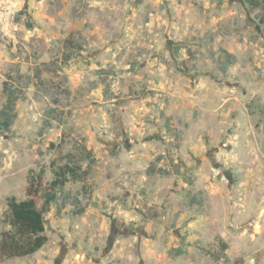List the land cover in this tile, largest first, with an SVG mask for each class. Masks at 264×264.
<instances>
[{"label":"rangeland","instance_id":"1","mask_svg":"<svg viewBox=\"0 0 264 264\" xmlns=\"http://www.w3.org/2000/svg\"><path fill=\"white\" fill-rule=\"evenodd\" d=\"M263 11L0 0V234L29 170L80 166L46 243L0 264H264ZM89 152L84 157L82 148Z\"/></svg>","mask_w":264,"mask_h":264},{"label":"trees","instance_id":"2","mask_svg":"<svg viewBox=\"0 0 264 264\" xmlns=\"http://www.w3.org/2000/svg\"><path fill=\"white\" fill-rule=\"evenodd\" d=\"M250 7L263 11L259 22L264 30V0H244ZM264 33V31H263ZM3 94L5 103L0 109V131L8 132L16 117L15 104L18 96L4 83ZM84 157L89 152L82 148ZM80 166L64 165L52 169L53 179L44 184V171L29 170L24 188V200L17 201L14 197L7 199L6 210L2 223L7 230L0 234V260L22 258L39 251L46 243L44 217L50 205L56 201L58 192L68 181L66 176L77 177Z\"/></svg>","mask_w":264,"mask_h":264}]
</instances>
